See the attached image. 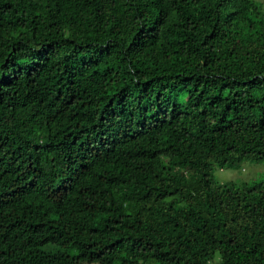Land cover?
Segmentation results:
<instances>
[{"label":"trees","instance_id":"1","mask_svg":"<svg viewBox=\"0 0 264 264\" xmlns=\"http://www.w3.org/2000/svg\"><path fill=\"white\" fill-rule=\"evenodd\" d=\"M264 0H0V264H264Z\"/></svg>","mask_w":264,"mask_h":264},{"label":"rangeland","instance_id":"2","mask_svg":"<svg viewBox=\"0 0 264 264\" xmlns=\"http://www.w3.org/2000/svg\"><path fill=\"white\" fill-rule=\"evenodd\" d=\"M214 173L220 182H230L237 185L261 182L264 181V161L245 159L241 163L227 165L224 168L216 166ZM209 264H220L219 257H215Z\"/></svg>","mask_w":264,"mask_h":264}]
</instances>
